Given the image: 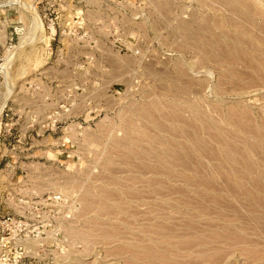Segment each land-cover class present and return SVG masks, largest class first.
Wrapping results in <instances>:
<instances>
[{"label":"rangeland","instance_id":"374dc122","mask_svg":"<svg viewBox=\"0 0 264 264\" xmlns=\"http://www.w3.org/2000/svg\"><path fill=\"white\" fill-rule=\"evenodd\" d=\"M263 157L264 0H0V216L78 203L40 261L264 264Z\"/></svg>","mask_w":264,"mask_h":264},{"label":"built area","instance_id":"2783aa9c","mask_svg":"<svg viewBox=\"0 0 264 264\" xmlns=\"http://www.w3.org/2000/svg\"><path fill=\"white\" fill-rule=\"evenodd\" d=\"M17 211L14 214L0 216V264H60L64 257L55 254L52 258L40 261L41 253L47 248V241L41 235L47 228L53 229L54 241L67 253L68 244L62 234V219H72L78 208L74 197L61 193H47L41 198L34 195L16 198ZM48 215L47 221L39 219ZM37 211V214H35ZM37 241V245L31 242ZM41 241V242H40Z\"/></svg>","mask_w":264,"mask_h":264},{"label":"bare ground","instance_id":"6f19581e","mask_svg":"<svg viewBox=\"0 0 264 264\" xmlns=\"http://www.w3.org/2000/svg\"><path fill=\"white\" fill-rule=\"evenodd\" d=\"M240 1V0H239ZM243 1V0H242ZM244 3V2H243ZM244 5V4H243ZM26 7L29 9V11L31 12V14H32V18H31V26H30V30H31V32H34V31H39L38 33H39V36H37V39H41V38H44V30H43V23H42V21H41V19H40V17H39V14L35 11V7H33V6H27L26 5ZM237 8V7H236ZM248 11H249V9H247ZM250 12V11H249ZM251 13V12H250ZM236 14H238V13H236ZM244 19V18H243ZM246 19V18H245ZM244 19V20H245ZM246 21V20H245ZM235 24H236V22H235ZM249 24V23H248ZM234 53V52H233ZM242 54H243V52H242ZM241 54V55H242ZM240 55V54H239ZM238 55V56H239ZM243 55H245V54H243ZM233 56V55H232ZM236 57V58H235ZM235 59H237V55H235ZM240 57H242V56H239V58ZM122 73V72H121ZM250 140V139H249ZM233 145V144H232ZM230 148H232L231 146H229ZM237 148V147H236ZM236 148H232L231 150H230V152H232L233 154L235 153V152H237V150H236ZM239 151V150H238ZM254 152V151H253ZM227 153V152H226ZM229 154V153H228ZM255 154H256V152H255ZM237 156V155H236ZM256 156V155H255ZM258 156V155H257ZM232 157H233V155H232ZM232 157H230V155H229V158H232ZM259 157V156H258ZM236 158V157H235ZM264 158V157H263ZM234 159V158H233ZM232 159V160H233ZM264 160V159H263ZM239 161V160H238ZM264 162V161H263ZM240 163H242V161H240ZM248 163V162H247ZM231 164V163H230ZM243 164V163H242ZM242 167H244L243 165H241ZM247 166V165H246ZM234 167H236L237 168V166H233L232 164H231V166L229 167L230 169H232V170H230L229 168H228V170H230L231 172H229V174L231 173V175H230V179L233 177V175H234ZM240 168V167H239ZM246 168V167H245ZM263 168V167H262ZM261 168V169H262ZM238 169V168H237ZM237 169H236V171H237ZM241 169V168H240ZM247 169V168H246ZM239 171H241V170H239ZM256 172V171H255ZM239 173V172H238ZM237 176H238V174H236ZM241 177V180H239V182H236V181H234L233 180V178L231 179V181H228V179H227V182L225 181L224 183H225V185L223 186L226 190H224V191H226L227 193H228V195H229V197H231L232 199H234L235 201H239V205H240V207L242 208V209H244V210H242L241 208L239 209V208H237V205H233V204H228V203H232V202H228L227 203V209H228V211H230L231 213L230 214H233V215H231V216H234V218H244V217H246L247 215L249 216V213H251V212H256L257 211V209H258V207L257 208H255V206L254 207H247V205H246V203L247 202H243L241 199H243L244 197L246 198L248 195H249V192H250V187L252 186V187H255V188H257V189H261L262 191L264 190V185H263V187H260L259 186V184H261L260 183V181L259 182H257L258 180L257 179H255L254 177V179L256 180V182H254V181H252V182H250L249 180V176H248V178L246 177V174H243L242 173V175L240 176ZM68 182V181H67ZM263 182V181H262ZM214 183V182H213ZM221 186H222V184H221ZM221 186H219L218 187V189L221 187ZM261 186H262V184H261ZM216 187V186H215ZM215 189V188H214ZM217 189V188H216ZM221 189H222V187H221ZM66 190V189H65ZM220 190V189H219ZM252 190V189H251ZM255 194V193H254ZM258 195V194H257ZM255 196V195H254ZM252 197H253V195H252ZM239 198H241V199H239ZM254 198H256V197H254ZM248 199V198H247ZM257 199V198H256ZM263 199V198H262ZM189 200V199H188ZM188 200H186V201H188ZM258 200V203H260L259 202V198L257 199ZM264 200V199H263ZM228 201V200H227ZM257 202V201H256ZM264 202V201H263ZM263 202H261L262 204H263ZM235 203V202H234ZM260 203V204H261ZM224 204H226V203H224ZM197 206V205H196ZM226 206V205H225ZM249 206V205H248ZM239 207V206H238ZM261 208V207H260ZM207 211V210H206ZM209 211V210H208ZM208 211H207V213H208ZM262 211V210H261ZM241 212H242V214H241ZM262 212H264V211H262ZM215 213H216V211H215ZM226 214V213H225ZM228 215V214H227ZM256 215H257V213H256ZM236 216V217H235ZM238 216V217H237ZM247 216V217H248ZM253 216H254V214H253ZM230 217V216H229ZM258 217V216H257ZM228 218V217H227ZM232 218V217H231ZM248 218H252L251 216L250 217H248ZM229 219V218H228ZM233 219V218H232ZM231 219V220H232ZM243 220H245V219H243ZM249 220V219H248ZM260 221V220H259ZM248 222V221H247ZM246 222V223H247ZM245 223V222H244ZM232 226V225H231ZM240 226V225H239ZM244 226V225H243ZM257 226V225H256ZM233 228H235V226H233ZM241 228V227H240ZM245 228H247V227H245ZM230 229V228H229ZM236 229V228H235ZM231 230V229H230ZM226 231V230H225ZM82 232H80V234H81ZM78 234L79 236L78 237H81V238H84V235H87V234ZM240 234V233H239ZM238 236V235H237ZM228 237V236H227ZM234 237V236H233ZM239 237L240 236H238L237 238L239 239ZM243 237V236H242ZM80 238V239H81ZM87 238V237H86ZM200 238V237H199ZM229 238V237H228ZM231 238V237H230ZM241 239V238H240ZM68 240V239H67ZM228 241V240H227ZM241 241V240H240ZM206 242V241H205ZM198 243V242H197ZM238 243V242H237ZM229 244V243H228ZM231 244V243H230ZM233 245V244H232ZM179 246V245H178ZM183 246V245H182ZM188 247V246H187ZM183 248V247H182ZM189 248V247H188ZM198 250V249H197ZM201 250V249H200ZM203 250V249H202Z\"/></svg>","mask_w":264,"mask_h":264}]
</instances>
